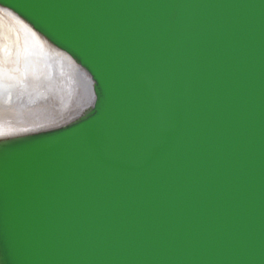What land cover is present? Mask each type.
<instances>
[{
    "label": "water",
    "instance_id": "water-1",
    "mask_svg": "<svg viewBox=\"0 0 264 264\" xmlns=\"http://www.w3.org/2000/svg\"><path fill=\"white\" fill-rule=\"evenodd\" d=\"M0 11L48 67L0 102V264H264V0Z\"/></svg>",
    "mask_w": 264,
    "mask_h": 264
},
{
    "label": "bare ground",
    "instance_id": "bare-ground-1",
    "mask_svg": "<svg viewBox=\"0 0 264 264\" xmlns=\"http://www.w3.org/2000/svg\"><path fill=\"white\" fill-rule=\"evenodd\" d=\"M12 20L15 23L0 13V102L3 104H12L28 96L30 99L40 97L47 86L48 77V67L37 43L18 21ZM17 26L24 34V37L21 36L23 45ZM22 62L25 67V78ZM8 80L10 82L22 80V82L14 85L2 84L3 81Z\"/></svg>",
    "mask_w": 264,
    "mask_h": 264
},
{
    "label": "rangeland",
    "instance_id": "rangeland-1",
    "mask_svg": "<svg viewBox=\"0 0 264 264\" xmlns=\"http://www.w3.org/2000/svg\"><path fill=\"white\" fill-rule=\"evenodd\" d=\"M0 13H1L2 15H4L5 17H7L11 22L15 23L14 20L10 19L8 16H6L5 14H3L1 11H0ZM17 30H18V32L20 33V41H21V44L23 45V39H22L21 36L24 37V34H23L22 30H21L18 26H17ZM21 39H22V40H21ZM21 67H22V72H24L23 75H24V78H25V67H24L23 62H22V64H21ZM24 78H23V79H24ZM23 79H22V80H23ZM22 80H19V81H13V80H11V82L8 80V81H3L2 84L14 85V84H18V83L22 82ZM12 81H13V82H12Z\"/></svg>",
    "mask_w": 264,
    "mask_h": 264
}]
</instances>
